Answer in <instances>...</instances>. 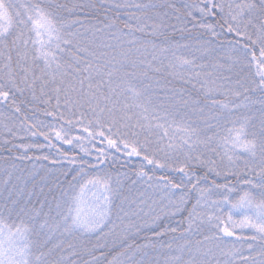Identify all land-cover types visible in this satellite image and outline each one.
Returning a JSON list of instances; mask_svg holds the SVG:
<instances>
[{"label":"snow or ice","instance_id":"snow-or-ice-1","mask_svg":"<svg viewBox=\"0 0 264 264\" xmlns=\"http://www.w3.org/2000/svg\"><path fill=\"white\" fill-rule=\"evenodd\" d=\"M0 264H264V0H0Z\"/></svg>","mask_w":264,"mask_h":264}]
</instances>
